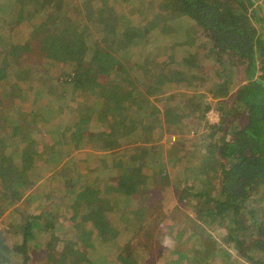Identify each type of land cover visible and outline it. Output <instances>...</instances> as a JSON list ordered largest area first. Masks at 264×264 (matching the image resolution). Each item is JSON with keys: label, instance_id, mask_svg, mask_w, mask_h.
<instances>
[{"label": "rangeland", "instance_id": "1", "mask_svg": "<svg viewBox=\"0 0 264 264\" xmlns=\"http://www.w3.org/2000/svg\"><path fill=\"white\" fill-rule=\"evenodd\" d=\"M1 1L0 27L7 26V29L14 31L16 27L8 23L14 16L8 5L12 0ZM256 4L263 13V0H257ZM93 9L96 11V8ZM49 10L40 12L39 17L44 20ZM102 14L106 22L100 21L96 13H92L96 21L91 22L93 36L90 38H96L97 42L111 52L119 51L131 56L118 60L122 67L116 70L115 76L94 77V86L101 87H93L90 98L81 96L79 92L71 94L70 80L75 68H70L71 65L60 63L61 61L50 64V61L38 54L33 55L34 53L12 64L0 79V171L3 167L1 156L8 150L9 140L14 141L13 145L23 143L29 138L30 132L35 131L37 153L42 155L45 148L43 139L49 142L60 135L56 131L50 136L44 133L45 138H42L39 132L46 131L44 124H36L35 118H32L30 125L23 124L21 116L31 110L34 99L38 101V105L41 102L62 103L68 108L70 117L86 115L87 110L94 115L93 119L82 126L83 130L90 131L88 141L83 140V135L79 137L77 149L66 155L60 165L52 166L42 161L44 167L39 172L34 167L31 169V173L35 172L33 176L29 171L26 174L20 173L13 188L10 187L5 192L0 189V264H10L6 258L17 255L22 239L19 232H16L17 225L21 222L20 217L34 213L49 216L48 220L53 221L57 234L66 239L53 251L55 259L63 257L61 261L69 259L72 252L70 248L74 246L83 251L90 248L86 241H89L91 235H80L79 232L82 228H89L92 223L99 233L104 232L103 236L100 234L104 239L100 255H106L101 260L97 252L94 256L95 262L97 261L95 264H263V236H250L246 243L248 256L242 257L233 250L231 244L222 240L221 230H215L198 218L193 205L201 198L194 197L192 193L196 185L210 189L204 182L207 177L188 166L181 167L177 159H173L174 151H179L181 157H187L189 152L202 149L201 141L229 143L239 136L240 131L228 129L227 122L222 124L223 129L220 127L222 117L217 125L209 124L204 117L206 111L203 114L199 112L205 103L210 108L215 107L216 100L210 97L209 90L218 78L224 76L226 67L221 68L222 64H230L227 55L221 57V62L205 58L201 43L203 36L197 33V29L190 27H196L195 23L185 17L173 0H118L117 5L103 8ZM252 21L257 30L261 31L263 21ZM120 22H126L124 26L128 24L134 36L143 41L149 39L146 60L135 48L130 49L132 44L121 42L124 49L117 45V37L113 31L120 26ZM176 25L181 29L186 25L190 33H173L171 29ZM190 35L194 41L188 40ZM103 38L106 42L101 40ZM74 48L83 50V45L75 44ZM8 51L14 56L20 53V50L10 48ZM2 52L0 46V53ZM188 55H194V58L187 59L183 64L182 57ZM148 59L154 61L151 65L153 75L148 78L147 74L145 77L148 80L146 84L153 86L152 92L148 94L151 103L143 101L136 91L138 86L145 88L141 84L143 78L140 77V72ZM94 63L100 64L97 60ZM142 64L143 67L140 68ZM236 68V81L240 82L246 77L245 65L241 64ZM109 94L111 97L107 98ZM60 95L62 98H59ZM145 103L155 107V116L151 115ZM40 113L41 109L37 106L33 109L32 116ZM167 116L176 118L167 120ZM15 120L19 121L14 137L5 138L3 134L13 128ZM167 145L171 147V152H168ZM140 147H151L152 152L161 156L157 161L161 165L155 169L151 187L144 192L147 198L146 215L149 219V224L145 225L147 234L142 229V233L135 236L148 247L141 249V243H137V260H123L114 254L119 252L124 256L123 251H117L121 244L129 242L134 245L135 241L126 233L127 221L119 216L120 209H111L109 202L104 203V212L87 218L85 211L72 197L77 191L94 196L101 192L98 189L108 188L109 184L114 183V173H107L100 166L113 164L117 159L126 163L133 154L137 157L136 152ZM134 148L138 149L132 150ZM59 168L60 172L57 171ZM7 175L9 180L10 175ZM100 175L106 177L101 183L95 184L93 177ZM66 178L67 182H64ZM213 183L217 186L216 179H213ZM115 194L118 195L117 192ZM263 210V193L253 190L246 199L245 210L241 212V224L238 222L240 228L263 221ZM225 225L231 228L235 223L229 219ZM32 232L31 238H34L35 232ZM44 235V232L38 231L34 239L37 244ZM115 238L117 241L112 245ZM255 238L261 241H255ZM98 241L97 237L93 241L95 251ZM33 246L40 248L34 244ZM42 260V255L38 254L31 264H42Z\"/></svg>", "mask_w": 264, "mask_h": 264}, {"label": "trees", "instance_id": "2", "mask_svg": "<svg viewBox=\"0 0 264 264\" xmlns=\"http://www.w3.org/2000/svg\"><path fill=\"white\" fill-rule=\"evenodd\" d=\"M173 1L185 17L195 23L196 27L189 26L192 29H197V33L203 36L201 43L205 50V58L221 62V57L227 55L230 64L229 66L222 64L221 68L226 67L224 76L213 83L209 94L212 99L216 100L215 107L222 113L221 121L223 122L220 127L223 129L222 124L227 122L224 124L228 129L233 132L240 131L239 136L229 143H221L216 140L201 141L202 149L189 152L187 157H181L179 151H174L173 159L175 157L181 167L188 166L208 178L204 182L207 187H210L209 190L201 186L198 187V185L194 186L195 191L192 194L194 197L201 198L193 205L194 212L203 223L214 227L215 230H221L222 240L231 244L236 253L247 257L248 238L250 236L264 237V220L259 223L253 222L244 228H240L239 225L241 224L239 221L241 212L245 210L246 199L250 197L253 190L263 193L264 202V13L257 6V0ZM117 4L118 0H16V13L21 16L19 22H13L16 29L10 31L7 26L0 27V46L3 51L0 53V79L12 64L26 59L32 53H34L33 55L39 54L51 64L53 58L59 53L57 43L61 46L75 45L78 41L89 40L93 36L91 22L96 21L92 13H96L101 21L105 18L102 14L103 8H111ZM51 6L55 10H51L52 12L42 20L39 17V12L48 11ZM93 8H96V11ZM252 20L263 21L261 31L257 30ZM125 23L120 22V26L115 29V32L113 31L117 37V45L123 48L121 42L127 45L132 44L130 49L135 48L136 52L142 54L146 60L149 52L147 48L149 39L146 38L143 41L134 36L132 28L128 24L124 26ZM174 27L171 30L175 34H184L189 29L186 25L182 29L178 25ZM187 38L194 41L191 39L192 35ZM9 48L14 51L20 50V53H17L18 56H14L8 51ZM182 58L184 64L187 59L192 60L194 55ZM146 62L144 67L143 64L141 65L140 68L143 67V69L141 72L139 69V72L140 77L143 78L141 84H144L150 91L153 86L146 84L148 80L145 77L147 74L148 78L153 75L151 65L154 61L148 59ZM241 64L245 65L246 77L238 82L235 77L236 67ZM93 74V70L89 69L86 61L76 63L70 80L71 94L75 95L79 92L81 96L90 98L91 89L101 87L94 86V77L98 76ZM102 88L104 89V86ZM110 97L109 94L108 98ZM35 100L32 101L31 110H27L26 115L21 116L23 124L30 125L32 118H35L36 124L41 122L44 124L46 131L39 132L42 138H45L44 133L50 136L52 132L59 131L60 135L49 142L43 139L45 148L42 155L40 152L37 153L35 131H31L29 138L23 143L13 145L14 141L10 142L9 140L8 150H5L1 156L3 167L0 171L2 177L0 189L3 192L10 187L13 188L12 185L18 182L16 179L20 173L26 174L29 171L33 176L35 172L31 173V169L34 167L39 172L44 167L42 161L48 162L52 166L60 165L63 158L77 148L79 135L82 134L81 128L77 127L71 119L73 116L70 117L68 108L62 103L41 102L42 104L38 105L36 103L38 101ZM204 105L200 107L201 114L209 108L208 103ZM37 106L41 109V113L32 116L33 109ZM197 106L199 107V104ZM18 121L15 120L16 124L13 128L3 134L5 138L14 137ZM63 148L66 149L63 150ZM196 148L198 149V145ZM152 151L151 147L143 149L140 147L136 152L137 157H134L133 154L126 163L117 159L113 164L100 166L101 170L114 173V183L109 184V187L104 190L98 189L101 191L99 193L101 195L90 196L86 192L79 193L77 191L72 197L75 199V203H78L80 208L85 211L87 218L104 212V203L109 202L108 206L111 209L112 207L120 209L119 216L127 221L125 229L128 232L126 233H129L135 241L134 245L129 242L121 244L117 251H123L124 256L119 252L114 254L123 260L130 258L137 260L139 255L135 249L137 243L139 245L141 243V249L148 247L135 236L142 233V229L143 231L145 229L147 234L145 225L149 224V219L146 215L147 198L144 192L151 187L155 169L161 165L157 163L158 157L161 156ZM60 170L61 168L57 171L60 172ZM7 174L10 175L9 180ZM61 176L65 177L66 174H61ZM105 177V175L93 177L95 184L101 183ZM213 179L217 180V186H214ZM64 182H67V178ZM116 192L118 195L115 194ZM48 217L45 214H27L23 218L20 217L19 225L15 222L16 232H19L22 239L17 255L13 258H6L10 264H31L38 254L42 255V264H95L97 262H95L94 256L97 252L100 255L101 248H104L102 237L104 232L103 234L101 231L99 233L92 223L89 228H82L79 232L80 235H91L89 241H86L90 248L83 251L74 246L70 248L72 252L69 259L61 261L63 257L55 259L53 251L66 239L57 234L53 221L48 220ZM229 219L235 223L231 228L225 225ZM30 227L35 232L34 238H31L33 232ZM35 227L36 230H34ZM38 231L44 232L46 236L44 235L37 244L34 239ZM96 237L99 240L97 251H95L93 242ZM255 239V241H261L259 238ZM116 241L117 238L112 245ZM33 244L40 248L34 247ZM105 257L106 255H100L101 260Z\"/></svg>", "mask_w": 264, "mask_h": 264}, {"label": "crops", "instance_id": "3", "mask_svg": "<svg viewBox=\"0 0 264 264\" xmlns=\"http://www.w3.org/2000/svg\"><path fill=\"white\" fill-rule=\"evenodd\" d=\"M4 1L5 0H3L1 3H3ZM15 3H16V0H12L8 4L9 8L13 11V14H14L13 18L11 20H9V23H12L13 26H15V24L13 22H19L21 20V16L17 15V13H16ZM263 7H264V0H263ZM57 8H59V5H57ZM51 10H55V8H53L51 6L49 13L52 12ZM43 11H45V10H43ZM40 12H42V11H40ZM263 13H264V9H263ZM103 20H104V22H106V18H104ZM5 22H8V21H5ZM101 40L103 42L104 41L106 42L105 38H103ZM78 44L83 45V50H78V49L76 50L74 48V45L61 46L57 43V48L59 50V53L55 58H53V62L52 61L51 62L54 64L57 61H61L60 63L66 62L69 65H71L70 68L74 69L75 68L74 66H76V63L78 64V62H80V61L81 62L86 61L89 69L91 71L93 70V72H94L93 75H95V76L104 75V77L106 78V77H112L115 74H117L116 70H118L119 68L122 67L118 60L126 58L127 56H131V55H128L127 53L123 54L119 51L115 52V53L111 52L106 47H103L100 44V42H97L96 38L78 41L76 43V45H78ZM95 60H97V62H100V64H95L94 63ZM46 64L48 65V63H46ZM142 85H144V84H142ZM152 90H153V88L149 91V90H147L146 86L144 89L138 86L136 91H137L138 95H140L143 98V101L148 103V101H149V95L148 94L150 92H152ZM59 98H62V96L60 95ZM128 98H130V97H128ZM146 105L150 109L151 115H154L153 109H155V107L152 104H146ZM87 112H88V114H86V115L85 114H83V115L78 114L80 116L77 117L76 115H74L72 117V120L76 123L77 127H80L82 130V134H80L79 137H82V135H83V140H86V141H88V139H89L90 131L83 130L82 126L94 118V115H92V111L87 110ZM148 118H149V116H148ZM174 118H176V116H167V120H172ZM172 138H174V136H172ZM167 150H168V152H171V147H169V145H167Z\"/></svg>", "mask_w": 264, "mask_h": 264}, {"label": "built area", "instance_id": "4", "mask_svg": "<svg viewBox=\"0 0 264 264\" xmlns=\"http://www.w3.org/2000/svg\"><path fill=\"white\" fill-rule=\"evenodd\" d=\"M204 117H205L207 123L217 125L221 120L222 113L217 108H215L213 106L211 108L209 107L206 110Z\"/></svg>", "mask_w": 264, "mask_h": 264}]
</instances>
